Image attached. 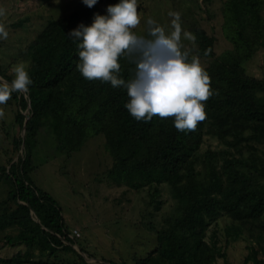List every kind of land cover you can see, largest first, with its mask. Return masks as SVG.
Wrapping results in <instances>:
<instances>
[{"label": "trees", "instance_id": "obj_1", "mask_svg": "<svg viewBox=\"0 0 264 264\" xmlns=\"http://www.w3.org/2000/svg\"><path fill=\"white\" fill-rule=\"evenodd\" d=\"M103 1L49 19L18 57L28 63L26 70L33 83L26 94L14 92L6 103L14 106L21 128L28 120L25 136L14 139V152L24 143L23 153L15 161L10 158L8 166L0 165V182L7 189L6 197L0 199V230L13 227L16 233L2 240L25 248L5 262L107 264L88 262L72 246L78 243L88 252L79 239L71 237L73 231L66 225L57 200L32 179L39 134L47 131L53 134L59 152L79 160V152L94 137H102L112 159L105 172L107 179L135 189L153 188L150 203L157 209L164 203L160 198L164 183L176 200L175 212L164 217L157 231L153 250L144 256L133 253L129 263L106 261L214 264L226 254L218 246V231H209L226 217L227 243L230 238L247 235L258 245H249L244 264H264L257 257L259 249L264 250V77L250 75L246 67L264 49V0H226L223 30L230 47L220 54L216 53L217 38L201 26L194 27V52L198 58L209 59L204 69L214 94L205 102L206 119L188 132L178 131L174 118L154 116L149 122L137 121L125 107L129 102L125 88L86 80L79 72L78 42L69 33L81 24L90 26L97 14L103 15ZM181 51L189 53L190 62L191 49ZM136 59L120 57L119 78L126 82L134 78ZM10 65L0 61V76L9 82L15 78L11 71L14 65L11 69ZM29 101L31 107L25 114ZM207 136L224 146L221 150L208 148L199 155ZM245 150L249 151L247 157ZM60 254L67 256L52 263L51 258Z\"/></svg>", "mask_w": 264, "mask_h": 264}, {"label": "rangeland", "instance_id": "obj_2", "mask_svg": "<svg viewBox=\"0 0 264 264\" xmlns=\"http://www.w3.org/2000/svg\"><path fill=\"white\" fill-rule=\"evenodd\" d=\"M225 2L226 0H137L141 22L133 29V33L151 38L147 23L151 19L163 27L166 35H171L174 31V17L169 13H179L182 48L191 49L192 59L197 58L204 68L209 59L198 58L194 52V27L201 26L217 38V54L228 49L230 42L223 30ZM118 3L120 0L101 2L103 15H108L109 5ZM84 6L83 0H0V8L5 10V15L0 16V23L9 32L7 39H0V61L5 66L11 64L10 69L19 63H25L27 67L26 60L18 57L33 41L39 28L49 19L67 15ZM20 20H24L21 25ZM184 33H190L194 40L185 38ZM246 67L250 75L263 78L264 49ZM14 109V106L0 105V110L4 112V116L0 117V165L8 166L10 158L15 161L23 153L21 150L14 152V139L23 135V129L15 120ZM104 145L102 137H94L79 152L82 153L77 156H80L79 160L76 156L67 157L59 152L53 134L42 131L35 149L34 164L37 169L32 172V179L39 189L50 193L57 200L66 225L73 231L71 237L79 239L82 246L93 255L86 252L89 257L129 263L133 253L144 256L156 247L157 231L162 226L164 217L175 212L176 200L172 198L169 186L164 183L161 185L160 197L164 203L157 209L156 204L150 203L153 188L146 186L135 189L107 179L105 172L111 167L112 159ZM223 146L217 138L207 136L199 155L208 148L221 150ZM244 153L245 157L249 155L248 150ZM6 194V184L0 182V199L5 198ZM227 223L228 219L222 217L209 231V234L213 228L218 231V246L226 254L225 258L219 256L214 264H244L250 251L249 245L257 247L258 244L256 241L250 242L247 235L238 239L230 238L227 243L224 236ZM74 230H78L80 235L76 236ZM9 233L15 234L16 230L13 227L0 230V264H9L5 261L25 248L24 245L12 246L3 241ZM75 249L82 250L78 243L75 244ZM66 256L60 254L58 258L52 257L51 262L57 263ZM257 257L264 260L263 249H259ZM250 263H253L252 260Z\"/></svg>", "mask_w": 264, "mask_h": 264}, {"label": "clouds", "instance_id": "obj_3", "mask_svg": "<svg viewBox=\"0 0 264 264\" xmlns=\"http://www.w3.org/2000/svg\"><path fill=\"white\" fill-rule=\"evenodd\" d=\"M89 8L97 0H83ZM108 15L95 16L91 26L80 25L69 33L77 43V65L82 76L89 81L110 82L112 87L127 90L129 102L126 109L137 121L149 122L154 116L174 118V126L180 132L195 131L206 119L205 102L214 94L211 78L197 58L188 61L189 53L181 51V26L179 13L174 17V31L166 35L163 27L149 19V37L137 36L133 29L140 25L137 0H120L109 5ZM5 10L0 8V16ZM9 32L0 23V39H7ZM185 38L193 39L190 33ZM136 57V72L133 79L119 78L121 56ZM15 78L8 83L0 78V105L6 104L12 93L29 91L33 83L25 63L11 70ZM4 116L0 110V117Z\"/></svg>", "mask_w": 264, "mask_h": 264}, {"label": "water", "instance_id": "obj_4", "mask_svg": "<svg viewBox=\"0 0 264 264\" xmlns=\"http://www.w3.org/2000/svg\"><path fill=\"white\" fill-rule=\"evenodd\" d=\"M0 78H2L3 80H6L5 78H3V77H1V76H0ZM6 81H7V80H6ZM28 103H29V105H28L27 110L25 111V114H27V113L29 112V109H30V107H31V105H30V101H29ZM27 120H28V117L26 118L25 123H24L23 128H22V129H23V135H22V137H24V136H25V133H26V126H27L26 121H27ZM24 146H25V145H24V143H23V144H22L21 151H23ZM28 205H29V204H28ZM29 206H30V205H29ZM30 209H31V212H32V214H33L35 220H36L37 222L40 223V219L38 218V216L36 215L35 211L32 209L31 206H30ZM43 227H44V226H43ZM72 246L75 248V244H72ZM78 252H80L88 262H90V261H95V262H105V263H107V264H111L110 262H108V261H106V260H102V259H98V258H96V259L91 258V257H89V256L87 255V253H86L85 251H83V250H78ZM95 262H94V263H95Z\"/></svg>", "mask_w": 264, "mask_h": 264}, {"label": "built area", "instance_id": "obj_5", "mask_svg": "<svg viewBox=\"0 0 264 264\" xmlns=\"http://www.w3.org/2000/svg\"><path fill=\"white\" fill-rule=\"evenodd\" d=\"M74 234H75L76 236H79V235H80V233H79L78 230H74Z\"/></svg>", "mask_w": 264, "mask_h": 264}]
</instances>
